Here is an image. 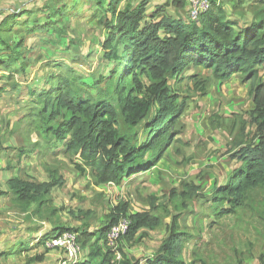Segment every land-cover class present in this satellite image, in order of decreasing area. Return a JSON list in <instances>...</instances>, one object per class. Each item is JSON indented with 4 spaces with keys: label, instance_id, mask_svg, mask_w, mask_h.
I'll use <instances>...</instances> for the list:
<instances>
[{
    "label": "trees",
    "instance_id": "1",
    "mask_svg": "<svg viewBox=\"0 0 264 264\" xmlns=\"http://www.w3.org/2000/svg\"><path fill=\"white\" fill-rule=\"evenodd\" d=\"M150 1L94 0L92 16L100 17L98 22L105 32L102 59L113 65L107 76L97 70L76 71L74 64L80 59L70 50L73 40L53 18L61 11L56 2L44 9L46 16L24 21L28 24L27 33L44 30L49 35L39 41L47 47L43 48L45 58L55 70L47 75V87L27 88L25 95L32 98L25 105L26 112L19 124L31 127L44 141V149L63 147L70 160L76 158L74 167L80 173L89 168L95 184L120 185L126 177L152 168L170 145L174 119L183 108L169 84L172 78L180 76L190 65L206 68L218 79L236 74L242 82L249 83L253 107L245 113L224 116L215 112L210 117L213 127L228 126L230 133H237L232 142L234 148L229 151L239 164L225 184L212 189L208 199L212 215L227 216L244 203L251 191L264 188V0L248 5L251 20L245 28L239 27L236 18L237 12L244 13L238 9L244 0H236L230 13L223 0H211L210 9L197 20L189 19L186 0L155 4L148 11ZM181 9H186L185 16L179 14ZM25 13L31 14L30 10ZM21 19V15L13 13L0 22V68L21 71L18 73L23 77L28 63L25 52L32 48L25 46L21 36L11 39L13 26L21 24ZM20 59L17 69L14 64ZM10 87L21 93L15 82ZM93 90L95 97L90 94ZM38 143L28 149L19 148V156L26 155ZM47 171L48 181L15 175L7 181L8 191H0V195H9L10 201L28 214V219L35 216L50 222L49 230L37 239L34 247L48 250V239L74 231L86 256L70 264H139L140 260L127 256L121 247L111 249L108 230L121 216H128L130 226L118 241L132 242L141 229L164 225L163 217H155L151 210L129 212V203L119 201L92 230L89 210L79 211L84 216L77 227L66 226L57 216L60 209L51 207L49 198L52 187L62 184L63 179L56 170ZM185 188L171 193L178 213L171 216L156 256L148 258L146 264H206L199 249L194 250L190 261L182 256L184 243L192 234L180 229L179 217L185 209L184 201L190 200L198 189L193 184ZM149 204L152 209L160 206L153 200ZM29 243L18 240L16 246L19 250L27 249ZM9 250L12 247L7 251L0 249V255L6 257ZM43 258L39 254L29 258L28 263L41 262ZM259 259L264 264L263 253Z\"/></svg>",
    "mask_w": 264,
    "mask_h": 264
},
{
    "label": "rangeland",
    "instance_id": "2",
    "mask_svg": "<svg viewBox=\"0 0 264 264\" xmlns=\"http://www.w3.org/2000/svg\"><path fill=\"white\" fill-rule=\"evenodd\" d=\"M159 1L151 0V5ZM166 1L172 0H162ZM54 2L61 11L59 16L53 18L67 29L66 34L73 40L70 50L76 52L80 59L74 64L75 67L90 72L97 70L100 62H108L101 55L105 32L98 22V16H92L94 0H90V10L87 12L80 7L84 0H75L71 5L57 0H44L43 3L24 0V4L32 6L19 8L14 7L9 0H0V14L5 17L16 13L23 20L21 24L13 26L11 39L17 40L21 36L25 38V46L32 48V51L25 52V61L28 63L23 69V77L18 73L21 71L0 68V80L3 81L0 83V186L6 177L15 174L27 179L48 181L47 169L56 170L63 183L52 187L49 193L50 206L59 208L57 216L60 221L72 228L83 221V214L79 211L89 210L92 230L119 201L129 203V212L151 210L155 217H163L164 225L153 229L143 228L132 242L122 239L113 247L115 250L121 247L127 256L140 260L139 264H146L148 258L156 256L168 232L171 216L178 213L172 205L171 193L182 192L187 185L193 184L198 188L197 193L184 201L185 209L179 217L180 229L192 234L184 243V260L193 259L194 250L199 249L206 264H260L259 256L261 253L264 255V188L251 191L234 213L221 218L212 215L211 203L208 201L212 189L225 184L230 172L239 164L230 157L232 151H229L234 148L232 142L236 131L230 133L226 129L228 126L213 127L210 117L215 112L230 116L250 110L253 103L249 95V83L242 82L236 74L228 79H218L206 68L188 66L180 76L169 82L183 108L174 119V136L160 160L152 168L126 177L120 185H97L89 168L80 173L74 167L76 158L70 160L63 147L44 149V141L36 136L32 128L19 124L26 112L25 105L32 98L25 95L27 88L36 87L39 90L47 87V75L55 70L45 58L43 48L47 47L39 41L48 39L49 35L44 30L27 33L26 20L29 17L41 18L46 14L44 9L51 8ZM5 4L8 6L6 14ZM62 4L66 8H61ZM29 10L31 14L25 13ZM180 11L182 14L186 12L184 9ZM94 56L97 64H89L88 61ZM20 62L21 59L15 62V68L20 69ZM8 75L10 78H7ZM12 82L20 86V94L19 91L11 90ZM34 142H39V145L26 151V155L19 156V148L28 149ZM152 200L155 205L160 204L158 209L151 208L149 201ZM195 216H198L197 220ZM40 219L35 216L28 219V214L10 203L9 195L1 196L0 236H8L0 238V249L7 251L19 237L30 241V246L31 243L35 245V238L39 234L33 232L29 237L23 231L34 226L46 227L50 223ZM78 244L81 249L77 260L84 259L86 251ZM34 245L19 253L7 252L6 257L0 255V264H70L65 250H46ZM39 254L43 255V261L28 263L29 258ZM238 260H242L241 263Z\"/></svg>",
    "mask_w": 264,
    "mask_h": 264
},
{
    "label": "built area",
    "instance_id": "3",
    "mask_svg": "<svg viewBox=\"0 0 264 264\" xmlns=\"http://www.w3.org/2000/svg\"><path fill=\"white\" fill-rule=\"evenodd\" d=\"M187 11L190 20H197L201 13L206 12L211 7V0H186ZM130 226L128 216H121L119 220L113 224L107 233L108 244L112 250L118 239L124 235ZM47 248H60L67 252L69 263L77 262V254L80 252V245L77 241V233L74 231H64L62 234L51 237L46 242Z\"/></svg>",
    "mask_w": 264,
    "mask_h": 264
},
{
    "label": "crops",
    "instance_id": "4",
    "mask_svg": "<svg viewBox=\"0 0 264 264\" xmlns=\"http://www.w3.org/2000/svg\"><path fill=\"white\" fill-rule=\"evenodd\" d=\"M224 2H225V6H226V9H227V11H228V13H230V11L232 10V5H233V3L236 1V0H223ZM254 1H256V0H244L243 1V3L240 5V6H238V9H243L244 10V13L243 14H240L239 12H237L238 13V15L236 16V18H237V20H238V23H239V27L240 28H245V26H247L248 25V23L250 22V20H251V13H250V11L248 10V5L249 4H251L252 2H254ZM150 3H151V1H150ZM149 3V4H150ZM160 3H163V2H161V1H159V2H155V3H153L152 5H151V9H152V7L155 5V4H160ZM186 10V9H185ZM149 11V10H148ZM179 14H181V15H184L185 16V12H184V14H182L181 12L179 13ZM183 16V17H184ZM15 175H18V176H21V175H19V174H15ZM15 175H13V176H15ZM12 177V176H11ZM11 177H6V180H4V184L2 183V185L0 186V191H3V192H6V191H8V184H7V181H8V179H10ZM4 194H2V195H0V197L1 196H3ZM10 197V196H9ZM10 203L12 204V205H14L11 201H10ZM23 213H25V212H23ZM27 214V213H26ZM49 230V224H48V226H34V227H32V228H30L29 230H24L23 232H26V233H28V235H29V237H31L30 235L33 233V232H37L38 234H39V236L37 237V238H35L36 240H35V242L37 241V239L40 237V236H42V234L43 233H45L46 231H48ZM23 232H21L20 234H23ZM4 236H8V235H1L0 236V238H2V237H4ZM18 240H21V241H24V240H26V239H23V238H18L17 240H16V242L18 241ZM16 242L15 243H12L11 244V247H12V250H10V252L12 253L13 251H15V253H19L21 250H26L25 248H22L21 250H19L18 249V246H16ZM14 245V246H13ZM32 243H31V246H30V243H29V246H28V248L27 249H30L31 247H32ZM10 249V248H9Z\"/></svg>",
    "mask_w": 264,
    "mask_h": 264
},
{
    "label": "clouds",
    "instance_id": "5",
    "mask_svg": "<svg viewBox=\"0 0 264 264\" xmlns=\"http://www.w3.org/2000/svg\"><path fill=\"white\" fill-rule=\"evenodd\" d=\"M43 2H44V0H35V3H43ZM62 2H67L69 5H71V4L75 3V0H62ZM89 2H90V0H84V2L80 6L81 7V10H83L85 12H87L88 10H90L89 9ZM105 2H107V0H105ZM153 2H154V0H153ZM161 2H162V0H161ZM9 3H11L14 7H17V8H19V7H31L32 6L31 4H28V5L24 4V0H9ZM121 7H122V4H121ZM148 10L149 11L151 10V3L148 5ZM7 11H8V6H7V4H5V14L7 13ZM3 19H4V15L3 14H0V22H2ZM97 19H100V17H98ZM121 48H122V46H121ZM66 63H67V61H66ZM88 63L89 64H97V58L94 56L92 59H90L88 61ZM112 66L113 65H112L111 62H100L99 65H98V67H97V71L99 73H102L105 76H107L108 71H109V69ZM76 71L79 72L80 69L77 68ZM0 83H3V81L0 80ZM90 94L93 97H95V95H96L95 90H93Z\"/></svg>",
    "mask_w": 264,
    "mask_h": 264
}]
</instances>
